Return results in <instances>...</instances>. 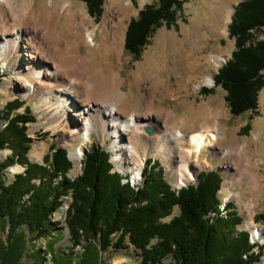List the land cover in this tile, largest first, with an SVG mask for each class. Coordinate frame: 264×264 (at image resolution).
Segmentation results:
<instances>
[{
  "label": "trees",
  "instance_id": "1",
  "mask_svg": "<svg viewBox=\"0 0 264 264\" xmlns=\"http://www.w3.org/2000/svg\"><path fill=\"white\" fill-rule=\"evenodd\" d=\"M81 1L95 20L102 16L105 0ZM188 1L157 0V6L141 10L128 27L126 51L140 59L156 30L178 26ZM228 30L236 49L219 70L215 85L227 92L233 118L258 115V96L264 89V40H256L255 33L264 30V0L239 3ZM202 92L214 93L212 89ZM36 121L32 109L19 98L0 112V151H11L0 162V223L8 229L7 245L0 240V264H22L28 249L26 230L39 238L51 237L52 217L67 198L71 203L66 225L73 246L82 247L88 241L81 264H101V251L129 247L140 254V264H166L168 259L171 264L261 262L264 245L253 244L249 232L238 230L243 220L232 204L222 207L218 194L224 180L218 172H202L198 184L175 190L161 164L150 160L143 183L134 187L115 171L110 152L95 145L85 151L82 175L72 179L69 152L55 141L43 164L30 161L34 139L28 135V125ZM242 132H251L250 123ZM16 164L25 171L7 184L5 171ZM175 208L178 216H173ZM255 220L264 223V213Z\"/></svg>",
  "mask_w": 264,
  "mask_h": 264
},
{
  "label": "rangeland",
  "instance_id": "2",
  "mask_svg": "<svg viewBox=\"0 0 264 264\" xmlns=\"http://www.w3.org/2000/svg\"><path fill=\"white\" fill-rule=\"evenodd\" d=\"M33 1L35 2L34 5L38 6V0ZM242 1L244 0H222L214 7V10L211 9V7L207 8L202 5L199 0L188 1L184 4L182 17L177 21L178 26L171 28L163 26L156 30L140 59H136L135 56L127 52L125 49L127 30L131 21L138 18L140 11L147 6H157V0H130V11L128 13H124L122 10H114L112 8L111 11L115 12L116 15L114 22L118 23L120 19H123V24L126 25L127 29L124 30V32L122 30L124 36L123 43L119 48L123 49L120 64L115 61L113 53L110 54L108 59L111 62H108L112 63L111 70H120L121 76L124 80L122 90L129 95V104L119 100H115L114 104L113 102L112 104L120 109H126L125 111L127 113H136V115H138L137 118L142 120V124L139 126L140 130L149 141V144L151 143L152 138L160 133L163 139H166V134H163L166 127V110L171 111L173 116H175L174 121L167 120L168 132L173 136L183 128L184 123L186 124L190 122L188 109L191 107L198 110L203 104L206 105L212 101V108L206 111L207 120L214 119L217 115L221 114L222 110H224V114L221 116V138L214 141L213 145L209 146V148L202 152L201 155H193L191 158L190 171L193 177L192 182L183 186L179 184L178 172L175 170L178 164L177 161H179L175 158L178 155L177 150H174L172 154L173 163L170 164L162 157L163 155H159L157 153L158 150L155 149L154 152L151 151L153 153L152 155L147 156L139 177V182L134 183L135 187L143 183V172L150 160L161 164L165 170V177L173 189H178L179 187L184 188L196 184L198 182L197 177L202 172L216 171L224 180L222 189L218 194L219 198L224 206L229 203L232 204L233 210L237 211L243 220L242 224L239 225L238 230L249 232L252 239L256 241L255 243L263 246L264 241L262 239L259 241H257L258 239L255 240L252 232L247 227L252 223L253 226L264 229V223H257L255 220L257 215L264 213V187L262 188L263 193L260 195L259 192H253L252 186L248 182L251 171L255 174L264 176V154H262L264 149L260 142H258L257 148H251V153L244 152L242 148L245 147L247 149L246 145L243 143L250 142V140L264 126V100L262 99L264 97V89L260 91L258 96V115L247 114L244 117L233 118L226 101L227 92L221 87H216L215 78L213 86L204 85L199 90L195 89L194 83L189 85V87L186 85V80L189 78V74L198 75L204 68L202 66H198L197 68L192 67V65H196L199 57L203 59L204 64L208 62V59L212 55L219 52L220 55H223L226 62L231 59L236 46L235 41L229 37L228 28L236 6ZM107 3L108 0H105L102 16L98 20H95V18L90 15L87 4L81 0H75L76 6L85 7L90 27L95 31L93 39L96 43L102 45V47L104 46V35L107 34V30L102 28L103 19L105 16H108ZM225 6L226 8L224 10ZM213 11L224 14L221 35L214 31L215 17H213ZM200 22L201 25L206 28L210 37L198 33L197 28L195 27L196 25H200ZM217 22L219 23V20ZM117 30L118 32H121V29ZM162 33L176 38V44L178 49H180L181 54L170 55L164 60L161 58L157 64L151 63L148 70L144 71L147 67L146 59L153 52L157 44H159V38ZM255 39L258 41L264 40V30L260 33H255ZM167 42H169V39ZM103 48L105 51V46ZM103 50L102 53L104 52ZM82 53L86 54V47L82 48ZM26 54L28 53L25 51L20 52V54L10 53L8 57L0 59V71L4 72L7 68V63L10 62L13 73L7 77L0 76V112L4 110L9 102L17 98L24 100L32 109L37 121L28 125V135L30 138L34 139L29 152V159L31 162L43 164L44 157L50 153L54 141L59 147H64L68 150L70 158V151L75 148V146L77 147V144H67L66 134H63L51 123V109H46V107L40 102L39 98H36L33 94L24 97V95L21 94V88H19L21 82L19 83L20 85L13 86L10 81L7 80L9 78L16 79L18 77L16 72L17 67L20 62L29 58L28 56H25ZM97 60L99 61V64L103 66L104 72L108 73V63L103 61L101 54H97ZM224 64L220 69L225 66ZM139 66L143 68V71L141 70L142 68L140 70L138 69ZM158 73L160 76H158ZM218 73L219 71L215 74V77ZM143 74L145 76H143ZM28 80L33 83L39 81L36 80V77H28ZM156 88L158 89L156 107H159V110L158 108H154L153 110L151 109V111L148 110L143 112V108L137 104L138 101L140 98L151 96L152 91ZM80 89H83L82 86L78 87V90ZM181 89H183V93L180 92ZM202 89H212L214 93L211 95H205L204 92H202ZM218 102L220 103V106ZM161 107L165 108V110L161 109ZM145 114L147 116H145ZM76 120H78L77 117ZM79 123L76 125H79ZM247 123H250L251 125V132L246 135L242 132V128ZM76 128L77 127H74V129ZM148 128L153 131L152 136L147 133ZM202 132L208 135L207 132ZM91 138L92 141H88V146L85 148L81 159L75 162L71 160L73 163V169L69 176L72 179L81 176L82 165L85 160V151L91 150L93 146L97 145L101 149L105 148L110 152L115 171L120 172L123 177L133 180V176L130 173L127 174L125 170L119 167L115 162L117 155L115 150V140L109 136L108 131L103 128H98L92 132ZM185 139L187 141L189 140L188 137H185ZM254 150H257L258 152ZM141 154L145 157L142 152ZM10 155V150L0 151V162H4ZM249 162L253 164L254 167L249 168ZM24 171L25 168L19 164L7 169L5 171V182L11 184L16 175ZM70 203L71 199L67 198L65 205L58 213L53 215L51 222L54 226L52 228L53 235H51V237L47 236L45 238H39L29 231H25L28 249L22 260V264H34V261H37L38 264H44V260L46 264H68L69 262L71 264H81L88 241L84 240L82 247L73 246L70 231L66 225V215ZM179 214V209L175 208L173 216H178ZM171 218H168L166 221H170ZM0 240L4 245H7L8 229H4L1 223ZM95 242L98 243L97 240ZM33 251H35V254H33ZM91 253L92 251L89 253L90 256L92 255ZM99 258L101 264H140L141 262L140 254L132 247L118 251L113 249L101 251ZM171 263V259L166 261V264ZM259 264H264V256Z\"/></svg>",
  "mask_w": 264,
  "mask_h": 264
},
{
  "label": "bare ground",
  "instance_id": "3",
  "mask_svg": "<svg viewBox=\"0 0 264 264\" xmlns=\"http://www.w3.org/2000/svg\"><path fill=\"white\" fill-rule=\"evenodd\" d=\"M221 1L199 0L202 5L211 7L213 10ZM34 3L33 0H0V59L8 57L10 53L20 54L22 51L28 53L25 56L29 58L20 62L17 67L18 77L7 80L13 86H18L21 82L19 88L24 97L33 94L39 98L46 109H51V123L66 134L67 144H77V147L70 151L71 160L79 161L88 146V141H92V132L103 128L115 140L117 154L115 162L127 174L130 173L133 176L134 183L139 182L146 158L152 155L151 151L154 152L155 149L170 164L173 163L172 154L174 150H177L178 155L175 158L179 161H177L178 164L176 162L175 170L178 172L179 184L183 186L192 182L191 158L193 155H201L213 145L214 141L221 138V116L224 110L214 119L207 120L206 111L212 108V101L207 102L206 105L203 104L198 110L191 107L188 109L190 122L184 123L183 128L174 136L168 132L167 120L174 121L175 116L171 111L166 110V127L163 132L166 134V139H163L160 133L152 138L149 144L140 130L142 120L137 118L138 115L127 113L126 109L113 105L115 100L129 104V95L122 90L124 80L120 70H111L112 63L108 62L110 54L113 53L115 61L120 64L123 49L119 48L123 43V32L127 29L123 19H120L118 23L114 22L116 15L111 9L128 13L130 0H108V16H105L102 22V28L107 30L103 41L105 51L104 46L102 47L93 39L95 31L90 27L85 7L76 6L75 0H38V6ZM225 8L226 6L224 10ZM212 14L215 17L214 31L221 35L224 14L216 11ZM195 28L200 35L210 37L201 22ZM117 29H121V32ZM168 39L169 42H167ZM158 43L147 57V67H144V71L148 70L151 63L157 64L161 58L164 60L170 55L181 54L174 36L162 33ZM83 47H86V54L82 53ZM97 54H101L103 61L108 63V73H105L103 66L99 64ZM225 62L220 52L212 55L206 64L199 57L196 65L192 67L204 68L198 75L189 74L186 85L189 87L194 83L195 89L198 90L204 85L213 86L215 74ZM141 68L139 66L138 69ZM141 70L143 71V68ZM10 74L13 73L9 62L6 70L0 71V76L7 77ZM158 76H160L159 73ZM28 77H36L39 81L30 82ZM79 86L83 89L78 90ZM157 91L156 88L151 96L140 98L137 104L143 108V112L154 108L159 110V107H156ZM180 92L183 93V89ZM262 99L264 100V97ZM218 104L220 106L219 102ZM161 109L165 110L162 107ZM77 123L79 125H76ZM202 131L207 132L208 135ZM185 137L189 140L187 141ZM254 137L250 142L243 143L247 147V149L242 148L244 152L251 153V148H257L258 142L264 149V126ZM252 167H254L253 164L249 162V168ZM248 182L253 192H259L262 195L264 176L251 171ZM247 228L250 229L255 240L264 241V229L255 227L252 223Z\"/></svg>",
  "mask_w": 264,
  "mask_h": 264
},
{
  "label": "water",
  "instance_id": "4",
  "mask_svg": "<svg viewBox=\"0 0 264 264\" xmlns=\"http://www.w3.org/2000/svg\"><path fill=\"white\" fill-rule=\"evenodd\" d=\"M147 133H148L150 136L153 135V131H152L150 128L147 129ZM198 179H199V177H198ZM133 184H134V182H133ZM67 208H68V207H67Z\"/></svg>",
  "mask_w": 264,
  "mask_h": 264
},
{
  "label": "built area",
  "instance_id": "5",
  "mask_svg": "<svg viewBox=\"0 0 264 264\" xmlns=\"http://www.w3.org/2000/svg\"><path fill=\"white\" fill-rule=\"evenodd\" d=\"M211 216L214 217V216H216V214L215 213H212Z\"/></svg>",
  "mask_w": 264,
  "mask_h": 264
}]
</instances>
